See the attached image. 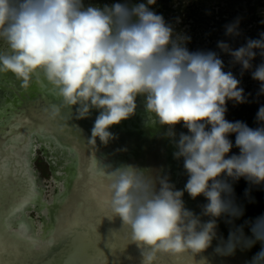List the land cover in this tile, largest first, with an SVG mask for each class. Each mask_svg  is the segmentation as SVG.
<instances>
[{"label":"clouds","instance_id":"1","mask_svg":"<svg viewBox=\"0 0 264 264\" xmlns=\"http://www.w3.org/2000/svg\"><path fill=\"white\" fill-rule=\"evenodd\" d=\"M156 2L0 0V38L10 49L0 54V72L13 73L25 85L42 72L80 119L95 112L93 144L115 140L111 129L141 105L153 115L173 159L182 162L183 187L163 170L122 164L108 173V211L140 250L142 264H156L161 254H202L214 241L220 256L260 244L250 264H264V215L236 224L245 210L235 191L242 179L264 186V104L256 127L226 118L229 102L248 103L251 94L225 70L220 55L239 66L241 78L250 73L259 84L257 97L264 96V32L235 49L221 40L219 52L190 51L191 37L155 12ZM239 25L240 18L226 24L225 36L239 37ZM257 57L261 62L254 65ZM177 126L186 131L177 132ZM185 194L193 201L203 198L199 212L187 206ZM244 194L250 196V188ZM221 220L230 225L226 238L218 232ZM18 232L29 238L26 224Z\"/></svg>","mask_w":264,"mask_h":264},{"label":"water","instance_id":"2","mask_svg":"<svg viewBox=\"0 0 264 264\" xmlns=\"http://www.w3.org/2000/svg\"><path fill=\"white\" fill-rule=\"evenodd\" d=\"M2 54L9 53L3 50ZM15 78V75L11 72H0V90L7 93L5 95L1 92L0 97L4 94V96H2L3 99L15 104L14 109L10 110L14 112L17 110H23V115L26 116V120L34 122L36 115H33V113L40 109L39 106H41V104L43 105L42 98L51 97V100L49 101L53 103L51 106L56 107V104H59L58 107H56V113L59 114V117L63 119L64 123L70 126L68 130L70 133L72 132L71 134L73 135L74 140L69 137L62 136L63 134L59 136L58 131H61V128L59 130L58 128H54L51 129L53 132L51 135L52 138L54 137L53 139L55 142L51 139L45 142H48V145L52 149H55V145L56 147L58 146L59 148L70 151V153H65L64 151V153H59L58 155L56 149L54 150L55 153H53L52 150L49 151L46 147L42 149H38V147L33 148V143L35 141L41 142L38 140L39 138L29 139L26 152L21 148L15 152L13 149H10L8 145L5 144L6 141L3 140V136L5 135L3 131L7 125L6 122L0 123V160L2 159L1 156L4 155V158L11 164L10 168L14 177L10 176V183L19 185L20 187L22 185V180L24 182L23 188L20 190L16 187H8L3 190L5 199L3 203L0 201V206L4 209V217L9 215V213L14 210L20 214L23 213V216H25V213L27 214L32 211L36 217L38 216V220H42L43 217H41V215H37L34 209L37 208V206L39 207V205L46 209V216L49 223L51 222L50 228L52 230L51 234L45 235L46 238L42 237V239L45 241L50 238L51 240L50 243L47 244L42 243L41 241H39L38 244L36 243V248H39L36 250L39 251H36V259L32 264H42L43 262H45V264H97V262L98 264H106L110 261L109 257L111 256L110 250L106 249L108 248L107 244H111V246H113L111 237L116 236L114 242L117 243L123 242L125 244L126 241L131 242V240L127 230L121 227L119 219L112 218L109 211H105L106 213L103 220L98 219L97 226L94 230L90 227V218L97 216L100 217L102 213L95 211L96 206L91 201L90 196L86 195V182L89 181V173L85 167L89 154L88 151L92 148H101L105 150L112 148L113 151L118 152L123 145L122 147H124V149L121 150V152H125L122 153L124 163L135 165L140 168L150 169L153 172L163 170L164 173L170 175L171 180L178 188H182L186 181V176L184 175L182 169V162H177L173 159V148L166 139H162L163 129L156 123L152 114L144 111L142 105L138 107L135 116L129 120L123 121L120 125L114 126L111 129L112 133L116 136L115 140L111 141L107 146L100 144L99 140H97V144H93L90 142V136L91 128L96 116L95 112H93L91 117L87 119H80L75 107L66 105L65 107H69L72 113L70 115L62 113L64 103H60L57 99L62 97L59 95L58 89H52L53 85L46 80L42 72L33 74L27 85L23 82H19L17 79L15 80ZM18 100L19 103H16ZM28 105L30 108L27 107ZM47 107L50 108L45 105V108ZM6 113L9 114L10 111H6L4 114ZM73 114H77V116L73 117ZM72 122L75 123L74 126H72ZM137 128L138 130H136ZM31 133L32 129L30 130L29 136ZM78 134L82 136V139L80 136L77 137ZM36 135L40 138L47 137V134H43L41 131H38ZM79 140H81L84 145H81L78 142ZM121 143L122 145H119ZM76 145H79V148H77ZM32 148L33 150L36 148L40 150L44 157H48V155L56 156L60 165L61 163L63 164V171H61V173H57L55 171L57 168L56 165L53 164L52 166L51 163L48 162V159L45 158V161L49 163V166L54 168L53 171L51 170L52 177L59 183L55 186L54 191L49 192L47 198L43 197V187L38 183L37 176L35 175L31 165V161L33 160ZM74 152L77 153L76 158ZM57 156H59V158ZM23 159H25V162ZM14 161H19L18 166H20L21 170L26 171L27 175H25V177H21L22 179H19L20 177L18 171H16L17 169L13 167L16 166L17 168ZM77 163H82V169L77 168ZM35 189L37 193L36 191L34 193ZM30 193H32L30 200L33 202L35 199L33 203L35 205H31L32 207L29 208L28 211L23 212V197ZM16 195L19 197L18 200H14V196ZM184 199L189 208L197 212L200 211L197 206L194 207V201L188 198L187 194H185ZM74 215H86L89 219L78 221L75 226V218L73 219ZM28 219L34 220L35 218L28 216ZM26 220L27 218L24 221L29 224L27 235H30L32 234L30 229L33 227L31 224L32 222L35 224V221L30 223V221ZM61 225H63V229H61ZM58 232H61L59 238L57 237ZM77 233L95 235V243L97 244L99 254L94 258H85L82 250L75 247L76 239H78L80 235ZM9 234L14 236L12 234H19V232H11L8 228H5V225H3L2 236H4L7 241L5 249L8 253L6 256L8 257L9 264H22L29 262L30 260H27L25 255L11 253L10 250L13 244L11 243L12 238ZM75 234L76 236L74 238ZM22 239H24V237L19 235L18 240ZM215 245L216 241L213 242L212 248H214ZM132 248L138 249L135 244H132ZM64 249H68L69 251L64 252ZM259 250L260 244H256V246L252 247L250 250H237L234 256L241 258L242 260L240 261L250 264L252 257ZM239 254L243 256L238 257ZM202 262L204 264H209L206 255H194L190 252H185L175 255L161 254L158 256L156 264H201ZM225 263L233 264V262L229 259L226 260L224 264Z\"/></svg>","mask_w":264,"mask_h":264},{"label":"rangeland","instance_id":"3","mask_svg":"<svg viewBox=\"0 0 264 264\" xmlns=\"http://www.w3.org/2000/svg\"><path fill=\"white\" fill-rule=\"evenodd\" d=\"M114 2H123V0H84L85 5L88 4H94V5H100L103 6V4H111ZM133 3L138 2H146V0H132ZM153 7V10L157 12L158 14H162L166 20V22L172 24L174 26V29L177 33H183L191 37L190 43H188L187 47L190 51H196V50H213L219 52V49L217 48V41L224 40L235 49L239 46L243 45L246 41V38H259V33L264 32V24H261V20H264V0H157L156 4ZM237 18H240V31L241 35L237 38H229L225 36V28L224 26L226 24L234 22ZM6 51L10 54V49L8 48L6 42L0 38V54L2 52ZM221 58L225 62V70H232L234 74L237 76V78L241 79V86L245 89V94H251L248 96V100L250 102H254L257 104L264 103V96L257 97L259 84L258 82L251 79L250 73H245L244 76L240 77V68L239 66L232 67L229 64L230 57L227 55H224L223 53H220ZM260 58L257 57V59L253 62L255 64H259ZM16 77V76H15ZM17 78H15L16 80ZM19 82H23L20 79H17ZM20 87V86H18ZM57 89V88H56ZM1 95V93H0ZM4 96V94L2 95ZM2 96L0 98H2ZM41 106H39V110H36L33 115H36L35 118V126H39L41 128L43 125L47 124L45 127L52 126L51 123H46L44 110L45 105L51 106L53 103L49 102L51 100L50 98H42ZM60 100L61 98H57ZM1 100V99H0ZM19 103V100L16 102ZM6 104V107L0 106V122L3 123V121L6 120L7 115L10 113L14 114L19 118L20 120H24V122L15 121V124H21L24 125V130L14 132L13 134H10L7 138L8 141L5 142L6 145L11 146L12 148L14 146H19V148H23L24 144H26L25 139V133L23 131L27 130L28 124L30 120H26V117L23 115V110H17L16 112L11 111L10 109H14L15 104H12L11 102H8L5 100L4 105ZM241 104V105H246ZM241 105H237L233 107V102L228 103V113H227V119L230 121H236L238 118V113L241 109ZM66 104H63L62 107V113L70 115L72 112L69 107H65ZM58 107V106H57ZM50 108L54 109L56 107L51 106ZM47 109H49L47 107ZM6 111H10L9 114H4ZM52 114H55L54 111H52ZM73 117L77 116V114H73ZM55 120L59 121V114L54 115ZM33 122V123H34ZM74 122H72V126H74ZM67 127L70 128L68 124H64ZM55 126V125H54ZM10 127V126H9ZM26 127V128H25ZM32 127V126H31ZM180 131H186V129H182L178 126ZM26 129V130H25ZM36 131V130H33ZM37 132V131H36ZM75 133V132H74ZM76 134V133H75ZM80 135L78 134L77 137ZM82 136H80L81 138ZM10 138V139H9ZM16 138L18 140L17 143H15V140H12ZM82 139V138H81ZM12 140V141H10ZM81 145L83 144L81 140L78 141ZM10 144V145H9ZM12 144V145H11ZM14 145V146H13ZM84 145V144H83ZM7 147V146H6ZM36 147V146H34ZM38 149H40V146H37ZM11 148V149H12ZM48 149V147L46 146ZM37 148L33 150L32 152V164L35 168V174L37 176L38 183L43 187V197L47 198L49 195V192L54 191L55 184L52 180V173L49 171L47 164L45 162V156H41L40 152ZM14 150V149H13ZM50 150V149H49ZM235 152V150L233 149ZM101 153L104 155L106 151L104 149L101 150ZM106 156V155H105ZM5 156H1L0 160V169L4 168L8 165H11L7 159L4 158ZM42 157V158H41ZM4 158V159H3ZM91 159L97 160V157L95 155L91 156ZM49 161V160H48ZM17 165L18 173L20 174V177L23 175V170L18 167V162L14 161ZM16 167V166H15ZM77 168L82 169V163H77ZM104 172V171H100ZM91 174L88 177L91 180ZM22 179V178H21ZM101 180H103L101 178ZM22 180V184H23ZM86 183H89L88 181ZM54 187V188H53ZM255 218L249 217L244 215L240 220L236 221V224H242L244 220H252ZM230 225L226 224L223 220L220 221L219 225V234L223 237L228 236ZM245 233H248L247 227L244 229ZM115 237H111V240L113 242V246L111 244H107L106 248L107 250H110V253L112 256H110V261L106 264H142V257L140 254L139 249L132 248V243L125 242H114ZM21 244V255H25L27 260H30L27 263L22 264H32L33 261L36 259V249L34 245L30 241H27L26 239L20 240ZM47 242V240H46ZM109 243V242H107ZM30 246V247H29ZM111 246V247H109ZM13 251V249L11 248ZM41 250V249H40ZM206 255V258L210 264H224L226 260H231L233 264H247L246 262L240 261L241 258H237L236 256H220L217 255L213 248H209L206 252L202 253ZM234 260V261H233ZM42 264H45L43 262ZM226 264V263H225Z\"/></svg>","mask_w":264,"mask_h":264},{"label":"bare ground","instance_id":"4","mask_svg":"<svg viewBox=\"0 0 264 264\" xmlns=\"http://www.w3.org/2000/svg\"><path fill=\"white\" fill-rule=\"evenodd\" d=\"M52 89L55 90V86H52ZM60 103L63 102V99L61 98L60 100H58ZM4 102H5V99H1L0 100V106L2 107H6V104L4 105ZM59 104H56V107L58 106ZM28 108H30V106L28 105L27 106ZM59 109V108H58ZM52 111H54L55 114H52ZM44 115H45V120H46V123H51L52 126H47L45 127L47 124L43 125L41 128H39V126H35V122H29L27 123L28 124V127H27V130L26 131H23L25 133V139H26V142L28 143L29 139H32V138H39L38 140L41 141V142H37L35 141L33 144V148L34 146H40V149L44 148V147H48V149H50L51 147L48 145V142H45V141H49V139L53 140L54 141V137L52 138V135L51 133L52 130L51 129H54V128H58V130L61 128V131H58V135L61 136H66V137H69L70 139H73L74 140V137L73 135L69 132L68 128L66 125H64V121L63 119L59 118V121H56L55 120V117L54 115L58 114L56 113V108L55 110H53L52 108H45L44 110ZM26 117V116H24ZM15 121H20V122H24V120H20L19 118H17V116H15L14 114L10 113L9 115H7L6 117V120L3 121V122H6V126H5V130L3 131L4 132V139L5 141H8V136L10 134H13L14 132H18V131H22L24 130V125H21V124H15ZM1 123V122H0ZM55 125V126H54ZM10 126V127H9ZM32 126V127H31ZM26 128V127H25ZM32 129V133L30 134L29 136V133H30V130ZM140 129V128H139ZM33 130H36L37 132L38 131H41L43 134H47V137L45 138H40L38 137V135H36V131H33ZM138 130V128L136 129ZM87 134V133H86ZM68 138V139H69ZM10 139V138H9ZM12 140H15L14 142L17 143L18 140L16 138L12 139ZM10 140V141H12ZM72 140V141H73ZM44 141V142H43ZM55 142V141H54ZM27 143L24 144V147L21 148L23 150H25L26 152V148H27ZM10 145V144H9ZM12 145V144H11ZM119 145H122L119 144ZM14 146V145H13ZM123 146V145H122ZM119 149V151H113L112 148L109 149V150H105L106 153H104V155L101 153V148H92L88 151V159H87V162H86V169L89 173V176L91 174V180L89 179V183H86V188L85 190L87 191L86 195H89L90 196V199L91 201L94 203V205L96 206V209L95 211H99L101 212V216L99 217L100 220H103L104 217H105V211H108V203H109V200H110V194H109V191H108V185L110 183V177L108 176V173L110 171H112L114 168L116 167H119L121 166L122 164H127V163H124L123 162V158H122V153H125V152H121V150L124 149V147H122ZM10 149L12 148L11 146H8ZM55 149L57 150V153L59 155V153H70V151L66 150V149H62V148H58L54 145ZM77 148H79V145H76ZM19 146H14L12 149H14L15 152H17L19 149ZM32 148V150H33ZM55 149H50L49 151H53V153H55ZM75 158L77 157V153H75ZM129 154V153H128ZM68 155V154H67ZM92 155H95L97 157V160H94V159H91V156ZM106 155V156H105ZM127 155V153H126ZM59 158V156H57ZM47 159L49 160L48 162L51 163V164H54L56 165V172L57 173H61V171H63V164L61 163L60 165V162L59 160L56 159V156L54 155H48ZM21 161V160H20ZM23 161L25 162V159H23ZM61 161V160H60ZM19 162V161H17ZM19 165V164H18ZM11 165H8L4 168H1L0 169V201L1 203H3L4 199H5V194H4V191L5 188H8V187H16V188H19V190L21 188H23V184L19 187V185H15V184H12L10 183V176L11 177H14L13 173H12V170H11ZM15 167V166H13ZM20 167V166H18ZM15 169H17L15 167ZM21 169V168H20ZM104 171V172H100V171ZM18 171V170H16ZM55 172V173H56ZM26 174V171H23V175L22 177H25ZM88 176V177H89ZM19 177H20V174H19ZM101 178L103 180H101ZM21 179V177L19 178ZM52 180L54 181L53 183L55 184V186L57 184H59L57 181H55V179L52 177ZM27 188V187H26ZM54 188V187H53ZM55 189V188H54ZM59 189V188H58ZM36 189L34 190V193H35ZM33 193V192H32ZM32 193L28 194L27 196L23 197V201H22V208H23V212H26L29 210V208H31L32 206L31 205H35L33 204V202H31V196H32ZM37 193V191H36ZM19 197L14 196V200H18ZM35 213L37 215H41V217H43L42 220H38V221H35V224L32 222L33 220H29L28 219V216L27 214L25 213V216H23L24 214L23 213H19L17 212L16 210H14L13 212L9 213V215H7L6 217L3 216V225H5V228H8L9 231H18V225L22 222L24 224L27 225V227L29 226V224H27V222H25L24 220L27 218L28 221H30V223L32 222L31 225H33V227H31V233L30 235H28L29 238H25L27 241H30L32 243V245L35 246L36 248V243L38 244L39 241H41L42 243H50V238L46 239L44 241L42 239V237H45V235H49L51 234V228H50V225H51V222L49 223L48 221V218L46 216V209H44L42 206L39 205V207L37 206V208L34 209ZM23 217V218H22ZM82 217H86V215H82V216H76L74 215L73 216V219L75 218V223L74 225L76 226L77 225V222L78 221H82L84 219H82ZM37 218V217H36ZM46 218V220H45ZM81 219V220H79ZM26 220V221H27ZM74 226V227H75ZM9 236L12 238L11 239V243L13 244L11 246V248L13 249L10 250L12 254H21V248H20V245L21 244V241L18 240L19 239V236H11V234H9ZM0 243H2V247L4 249V252H3V261L7 262V264H9L8 262V257L6 256L8 253L6 252V249H5V246H6V239L4 238V236H2V238H0ZM44 247V246H43ZM36 251H39V250H36ZM112 256V254H111ZM243 255L239 254L238 257H241ZM135 264V262H133ZM201 264H204L203 262Z\"/></svg>","mask_w":264,"mask_h":264},{"label":"trees","instance_id":"5","mask_svg":"<svg viewBox=\"0 0 264 264\" xmlns=\"http://www.w3.org/2000/svg\"><path fill=\"white\" fill-rule=\"evenodd\" d=\"M264 103L250 102L242 105L238 113L237 120L246 122L250 127H256L255 116L260 105ZM234 141V136L231 137ZM235 151L237 149L234 148ZM250 188V196H245V189ZM237 202L244 208V215L256 218L257 216L264 215V186L252 187L245 183L242 179L235 186ZM254 198V202H249Z\"/></svg>","mask_w":264,"mask_h":264},{"label":"snow or ice","instance_id":"6","mask_svg":"<svg viewBox=\"0 0 264 264\" xmlns=\"http://www.w3.org/2000/svg\"><path fill=\"white\" fill-rule=\"evenodd\" d=\"M4 209L2 206H0V238H2L3 234V216H4ZM82 219H89L88 217H82ZM99 217H92L90 218L91 223L90 227L94 230L97 226V221ZM61 229H63V225H61ZM80 234L79 238L76 239L75 247H78L82 250V252L85 255V258L91 257L94 258L96 255H98V248L97 244L95 243L96 241V236L95 235H90V234H85V233H77ZM14 236H19L20 234H12ZM61 235V232L57 233V237L59 238ZM76 234L74 235L75 238ZM30 247V246H29ZM69 251L68 249H64V252ZM3 252L4 249L2 247V243H0V264H7V262L3 261ZM98 264V262H97Z\"/></svg>","mask_w":264,"mask_h":264},{"label":"flooded vegetation","instance_id":"7","mask_svg":"<svg viewBox=\"0 0 264 264\" xmlns=\"http://www.w3.org/2000/svg\"><path fill=\"white\" fill-rule=\"evenodd\" d=\"M1 92H3L5 95L7 94V93H6L5 91H3V90H0V93H1ZM241 106H242V105H241ZM241 106H240V107H241ZM179 131H180V130H179L178 126H177V132H179ZM39 152H40V155L43 156V154L41 153L40 150H39ZM41 158H42V157H41ZM45 162H46V164H47V167H48L49 171L52 172V171L54 170V168H52L53 164H51L52 166L50 167V166H49V163H48L47 161H45ZM31 164H32V161H31ZM32 168H33V170H34V172H35L36 170H35V168H34L33 165H32ZM51 170H52V171H51ZM35 175H36V174H35ZM203 202H204V201H203V198H202V197H201V198H198L196 201L193 202L194 207L197 206V207L199 208V205L202 204ZM199 210H200V208H199ZM27 215H28V216H31V217H33V218H35V219H34L35 221H37V220L39 219L38 216H37V218H36V216L34 215V213H33L32 211H31V212H28ZM34 220H33V221H34Z\"/></svg>","mask_w":264,"mask_h":264}]
</instances>
